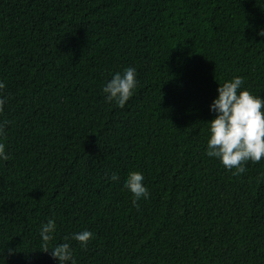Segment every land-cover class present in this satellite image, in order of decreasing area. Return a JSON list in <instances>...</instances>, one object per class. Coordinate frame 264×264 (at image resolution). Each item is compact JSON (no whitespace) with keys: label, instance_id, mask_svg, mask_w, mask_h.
<instances>
[{"label":"trees","instance_id":"obj_1","mask_svg":"<svg viewBox=\"0 0 264 264\" xmlns=\"http://www.w3.org/2000/svg\"><path fill=\"white\" fill-rule=\"evenodd\" d=\"M261 31L264 0H0V264H59L49 219L76 264H264V160L206 154L218 84L264 98ZM127 67L120 108L103 87Z\"/></svg>","mask_w":264,"mask_h":264},{"label":"clouds","instance_id":"obj_2","mask_svg":"<svg viewBox=\"0 0 264 264\" xmlns=\"http://www.w3.org/2000/svg\"><path fill=\"white\" fill-rule=\"evenodd\" d=\"M259 35L264 36V31ZM244 78L234 76L230 81L218 84V95L209 106L215 116L208 121L209 138L207 139L206 154L209 157L218 158L223 167L232 172V175H241L246 172L245 165L251 161L259 163L264 160V98L253 95L249 90L242 89ZM138 86L137 72L134 67H127L123 73H115L111 80L103 87L108 102L114 101L117 106L123 108L126 102L133 96ZM6 87L0 82V92ZM6 100L0 96V116L4 113ZM10 123L7 119L0 120V160L7 161L10 156L5 153L6 126ZM234 170V171H233ZM111 180L119 179L116 173H112ZM144 176L139 171L129 173L123 187L133 196L132 203L137 208L138 201L148 198L150 193L144 185ZM56 224L49 219L41 226L42 239L41 251L49 253L59 264H76L69 243H60L49 247V242L54 239ZM67 240L68 238L65 237ZM72 239L78 241L81 247H86L93 239V233L84 230L72 235ZM9 254L13 253L9 249Z\"/></svg>","mask_w":264,"mask_h":264}]
</instances>
